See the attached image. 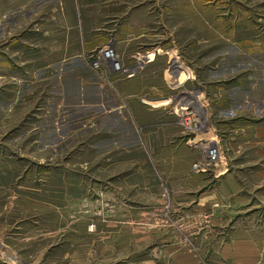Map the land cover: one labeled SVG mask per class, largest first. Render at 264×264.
<instances>
[{
    "label": "rangeland",
    "instance_id": "rangeland-1",
    "mask_svg": "<svg viewBox=\"0 0 264 264\" xmlns=\"http://www.w3.org/2000/svg\"><path fill=\"white\" fill-rule=\"evenodd\" d=\"M262 129L264 0H0L11 264H208L203 195H264Z\"/></svg>",
    "mask_w": 264,
    "mask_h": 264
},
{
    "label": "crops",
    "instance_id": "crops-1",
    "mask_svg": "<svg viewBox=\"0 0 264 264\" xmlns=\"http://www.w3.org/2000/svg\"><path fill=\"white\" fill-rule=\"evenodd\" d=\"M258 132L255 136L259 139L254 144L264 149V129ZM244 180L223 176L214 189L203 195L209 199L208 213L213 224L208 237V264H264V195L259 192L262 179H256V188H260L256 193L242 187ZM3 246L8 247L1 242L0 264H11Z\"/></svg>",
    "mask_w": 264,
    "mask_h": 264
},
{
    "label": "built area",
    "instance_id": "built-area-1",
    "mask_svg": "<svg viewBox=\"0 0 264 264\" xmlns=\"http://www.w3.org/2000/svg\"><path fill=\"white\" fill-rule=\"evenodd\" d=\"M109 64L111 65L112 70L116 72H120L121 70H123L121 62L118 60L116 45L114 41H110L106 43L103 47H101L96 53L94 62H93V65L96 68H101L103 65L109 66ZM131 70H133V72L130 74V76H134L137 71V68L134 67L133 69L131 68ZM215 146L207 147L209 149L212 148L209 151L210 153L208 156L209 160L206 159V161L209 163H212L213 161L216 162L218 151L217 149H215Z\"/></svg>",
    "mask_w": 264,
    "mask_h": 264
},
{
    "label": "bare ground",
    "instance_id": "bare-ground-1",
    "mask_svg": "<svg viewBox=\"0 0 264 264\" xmlns=\"http://www.w3.org/2000/svg\"><path fill=\"white\" fill-rule=\"evenodd\" d=\"M193 110H194V109H192V110H188V111L186 110V114H188V115H189V113H190V112H194ZM195 114H196V113H195ZM193 119L195 120V123H196V124H199V123H200V121H201V118H200V117H198V115L194 116V118H193ZM196 124H195V125H196Z\"/></svg>",
    "mask_w": 264,
    "mask_h": 264
}]
</instances>
